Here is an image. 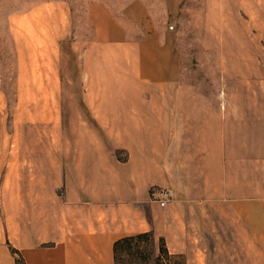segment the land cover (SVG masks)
I'll list each match as a JSON object with an SVG mask.
<instances>
[{
  "label": "rangeland",
  "instance_id": "rangeland-1",
  "mask_svg": "<svg viewBox=\"0 0 264 264\" xmlns=\"http://www.w3.org/2000/svg\"><path fill=\"white\" fill-rule=\"evenodd\" d=\"M153 43L160 78L143 80L133 68ZM52 87L59 125L30 114L52 104ZM81 155H150L147 169L165 180L150 199L171 190L155 202L199 224L207 264H264V0H0L1 239L9 216L54 189L43 182L54 161ZM162 240L159 255L156 237L133 240L118 263L169 264Z\"/></svg>",
  "mask_w": 264,
  "mask_h": 264
},
{
  "label": "crops",
  "instance_id": "crops-1",
  "mask_svg": "<svg viewBox=\"0 0 264 264\" xmlns=\"http://www.w3.org/2000/svg\"><path fill=\"white\" fill-rule=\"evenodd\" d=\"M56 13L64 25V13ZM106 22L108 23L104 21V25ZM25 34L26 32L19 37V43ZM114 35L113 40L120 34ZM109 36L107 41L112 39ZM48 39L55 42L50 33ZM159 54L161 55L160 47L153 43L141 55L143 63L140 60V66L133 68L135 71L139 68L141 79L160 78V68L154 72L155 69L151 66L161 59ZM21 69L22 62L20 72ZM48 70L50 68H44V77H49ZM48 89L53 95L52 104L47 103L30 114L36 121L47 122L54 119L59 125V115L54 116L57 110L56 89ZM117 120L113 118V123ZM122 136L125 138L123 134ZM111 159V164L102 163L101 159L96 164H91L90 157L81 155L66 167H63L61 160L54 161L51 168L54 176L43 179V182L52 181V186L48 185L54 189L49 190L48 195L38 193L36 204L33 203L31 208H27L25 204L20 208L23 211L18 212L17 218L8 217L7 235L0 238V264H18V254L7 248L8 242L21 255V264H116L115 242L139 234L156 237L159 242L157 255L160 254L163 239L166 263L175 264L174 260L182 258L185 264H207V247L199 224L185 222L183 211L175 208L174 203L159 207L157 202L150 199V186L165 182L163 177L159 175L158 178L147 169L155 164L154 159L148 155L143 164H120L114 162L113 156ZM127 169L138 172L127 174L126 180L123 175L116 173ZM118 178L122 182L126 181L127 185H115ZM133 182L138 186L132 185ZM107 184L112 186H104ZM57 188H63L64 195H59Z\"/></svg>",
  "mask_w": 264,
  "mask_h": 264
},
{
  "label": "trees",
  "instance_id": "trees-1",
  "mask_svg": "<svg viewBox=\"0 0 264 264\" xmlns=\"http://www.w3.org/2000/svg\"><path fill=\"white\" fill-rule=\"evenodd\" d=\"M145 236V234H139V235H132L129 237L121 238L115 242L114 249H116V264H119V254L122 250H125V248H131L132 241L135 239H141Z\"/></svg>",
  "mask_w": 264,
  "mask_h": 264
},
{
  "label": "built area",
  "instance_id": "built-area-1",
  "mask_svg": "<svg viewBox=\"0 0 264 264\" xmlns=\"http://www.w3.org/2000/svg\"><path fill=\"white\" fill-rule=\"evenodd\" d=\"M152 198L155 201L165 205L172 198V193L168 187H159V189L152 193Z\"/></svg>",
  "mask_w": 264,
  "mask_h": 264
}]
</instances>
